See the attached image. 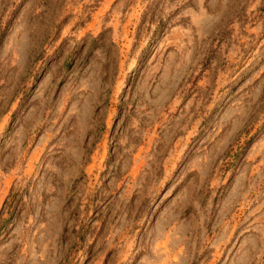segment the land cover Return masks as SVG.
Wrapping results in <instances>:
<instances>
[{
	"label": "rangeland",
	"instance_id": "rangeland-1",
	"mask_svg": "<svg viewBox=\"0 0 264 264\" xmlns=\"http://www.w3.org/2000/svg\"><path fill=\"white\" fill-rule=\"evenodd\" d=\"M0 264H264V0H0Z\"/></svg>",
	"mask_w": 264,
	"mask_h": 264
}]
</instances>
